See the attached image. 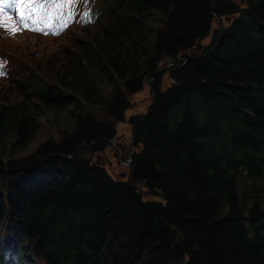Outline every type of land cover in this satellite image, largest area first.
<instances>
[{
  "label": "trees",
  "instance_id": "obj_1",
  "mask_svg": "<svg viewBox=\"0 0 264 264\" xmlns=\"http://www.w3.org/2000/svg\"><path fill=\"white\" fill-rule=\"evenodd\" d=\"M214 1L101 0V33L59 80L27 69L12 81L22 99L0 105V148L33 141L31 105L69 109L73 125L0 160V264H31L28 253L44 264H264V0ZM73 4L83 23L97 19L94 0ZM212 12L230 19L221 33ZM166 60L185 63L154 75ZM148 76L155 101L129 117L139 151L116 180L82 151L108 147ZM104 84L116 86L108 99ZM98 103L103 120L84 112Z\"/></svg>",
  "mask_w": 264,
  "mask_h": 264
},
{
  "label": "rangeland",
  "instance_id": "obj_2",
  "mask_svg": "<svg viewBox=\"0 0 264 264\" xmlns=\"http://www.w3.org/2000/svg\"><path fill=\"white\" fill-rule=\"evenodd\" d=\"M59 0H49L48 4L51 8L58 7ZM99 1L94 0L93 11L97 14L96 21L91 25L84 26H73L65 31L58 37H43L30 33H22L18 35H12L7 33H0V55L8 57L9 65V76H0V105L8 104L11 102L21 101L22 95L20 91L16 89L15 84L12 81H18L21 79L22 74L25 70L30 69L38 73L43 72L46 77L51 81L59 80V76L62 75V66H68L73 60H78L84 55L85 48L94 42L98 35L101 33L102 25L104 22L99 23ZM73 0H66L65 4L67 7L72 5ZM222 22V28L228 25L230 19L227 17H220ZM99 23V24H98ZM212 28L214 31H219V21L217 18H213ZM212 36L210 35L204 39L200 44L197 45V49L208 44ZM187 54L188 53H183ZM180 55L181 56L183 55ZM16 59V60H15ZM170 63L169 60L162 62L158 66V70L165 68ZM173 66V65H172ZM171 67V66H170ZM19 70V71H17ZM163 71H159V74ZM154 74V75H156ZM152 77V76H151ZM4 79V80H3ZM54 80V81H55ZM163 88L171 83L167 74L162 76ZM147 79L144 81L143 89L135 94L128 95V100L131 104L130 108L125 112V123H117L116 136L113 140H110L109 145L100 154H90L88 148L84 147L82 155H85L93 163H97L104 167V169L116 180H126L129 176V156L131 153L139 151V147L132 148V137H131V124H129V117L133 114L142 115L146 113L148 107L152 103V89ZM116 86L111 84H104L102 92L106 99L110 98L112 92ZM117 88H121L118 84ZM34 104H38L35 102ZM31 111L33 116L36 118L35 124L37 131L35 133L33 141L29 146L23 150L12 152L10 148L11 140L6 142L5 148H0V160L4 163L11 160H18L21 158L32 155L35 150L44 142L52 141L58 142L63 132L69 131L72 128L73 120L69 117V109L57 112L53 109L43 108L41 105L33 107L31 105ZM84 112L92 114L97 119L103 120L106 118L104 106L101 103L97 105L86 104L84 106ZM120 159L126 160L125 166L121 164ZM261 190L262 201L264 202V182L259 183ZM140 189L142 187L140 186ZM1 191V186H0ZM147 200H158L156 197L145 196ZM6 222L0 224V236L1 242L4 241L6 236ZM31 261V264H44L42 260L34 257L30 253L27 254Z\"/></svg>",
  "mask_w": 264,
  "mask_h": 264
},
{
  "label": "water",
  "instance_id": "obj_3",
  "mask_svg": "<svg viewBox=\"0 0 264 264\" xmlns=\"http://www.w3.org/2000/svg\"><path fill=\"white\" fill-rule=\"evenodd\" d=\"M216 2H217V0H215V1L213 2L212 7H211L212 10H213L214 5L216 4ZM212 16H213V18L215 17V18L218 19V21H219V27H220L219 33H221V31H222V22H221V18H220L219 16L215 15L213 12H212ZM186 57H187V54H183V55L181 56V58H183V59H185ZM184 63H185V62H183L182 64H177L174 60H170V63H169L168 66H166L165 68H162L161 70L156 71L154 74L158 73L159 71L166 70L167 68H169V67L172 66V65H177L178 67H182ZM150 79H151V76H148V77H147V80H148L149 84H150ZM150 86H151V85H150ZM152 95H153V101H155V97H154V93H153V92H152ZM134 127H135V125H132V126H131V131H130V133H131V137H132V148H133V149H134V145H135V140H134ZM131 158H132V153H131L130 156H129V160L127 161L128 163L131 162ZM125 162H126V161H125Z\"/></svg>",
  "mask_w": 264,
  "mask_h": 264
},
{
  "label": "flooded vegetation",
  "instance_id": "obj_4",
  "mask_svg": "<svg viewBox=\"0 0 264 264\" xmlns=\"http://www.w3.org/2000/svg\"><path fill=\"white\" fill-rule=\"evenodd\" d=\"M125 161H126V160H124V159H120V162H121L122 165L125 164V163H124ZM124 166H125V165H124Z\"/></svg>",
  "mask_w": 264,
  "mask_h": 264
},
{
  "label": "bare ground",
  "instance_id": "obj_5",
  "mask_svg": "<svg viewBox=\"0 0 264 264\" xmlns=\"http://www.w3.org/2000/svg\"><path fill=\"white\" fill-rule=\"evenodd\" d=\"M16 60V59H15ZM17 71H19V70H17ZM26 71V70H25ZM4 80V79H3ZM130 164V163H129ZM128 179V178H127ZM11 257V256H10ZM7 260V259H6ZM9 260V259H8ZM8 260H7V262H8ZM10 261V260H9ZM12 262V261H11ZM5 264H7L6 262H5Z\"/></svg>",
  "mask_w": 264,
  "mask_h": 264
}]
</instances>
